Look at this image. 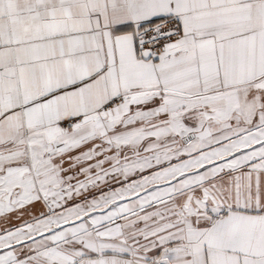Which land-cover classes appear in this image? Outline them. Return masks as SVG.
Segmentation results:
<instances>
[{"label":"snow or ice","instance_id":"6c2138e0","mask_svg":"<svg viewBox=\"0 0 264 264\" xmlns=\"http://www.w3.org/2000/svg\"><path fill=\"white\" fill-rule=\"evenodd\" d=\"M0 264H264V0H0Z\"/></svg>","mask_w":264,"mask_h":264}]
</instances>
